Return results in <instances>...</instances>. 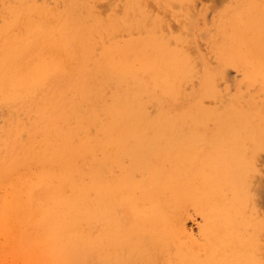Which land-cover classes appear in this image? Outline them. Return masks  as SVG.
<instances>
[{
  "label": "bare ground",
  "instance_id": "obj_1",
  "mask_svg": "<svg viewBox=\"0 0 264 264\" xmlns=\"http://www.w3.org/2000/svg\"><path fill=\"white\" fill-rule=\"evenodd\" d=\"M263 191L264 0H0V264H264Z\"/></svg>",
  "mask_w": 264,
  "mask_h": 264
},
{
  "label": "rangeland",
  "instance_id": "obj_2",
  "mask_svg": "<svg viewBox=\"0 0 264 264\" xmlns=\"http://www.w3.org/2000/svg\"><path fill=\"white\" fill-rule=\"evenodd\" d=\"M213 16V11L212 12H209V17L211 18ZM231 75L235 78H239L240 75L235 71V70H232L231 72ZM6 109L4 108L3 112L5 111ZM263 206H264V191H263ZM188 227L190 228L191 231H193V233H196L197 232V225L195 222L193 221H189L188 222Z\"/></svg>",
  "mask_w": 264,
  "mask_h": 264
}]
</instances>
